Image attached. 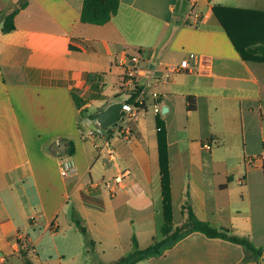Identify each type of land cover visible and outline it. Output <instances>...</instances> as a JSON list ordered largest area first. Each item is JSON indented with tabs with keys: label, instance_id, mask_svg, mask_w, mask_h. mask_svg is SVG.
<instances>
[{
	"label": "crops",
	"instance_id": "1",
	"mask_svg": "<svg viewBox=\"0 0 264 264\" xmlns=\"http://www.w3.org/2000/svg\"><path fill=\"white\" fill-rule=\"evenodd\" d=\"M21 2L0 0L3 264L89 258L88 247L102 245L92 235L112 231L107 247L115 252L122 210L132 200L150 203L136 213L159 229L157 115L166 128L173 228L186 221L187 205L198 220L263 252L193 232L134 264H264V61L242 60L212 12L221 6L264 14V0H119L104 25L80 21L83 0ZM16 9L15 29L3 33V18ZM136 54L145 69L143 104L112 136V162L83 135L116 126L102 125L101 117L127 100L124 72ZM183 60L187 70L170 71ZM65 160L74 176L61 175ZM115 165L128 176L110 195L104 185L121 172ZM90 191L103 210L83 203ZM109 209L111 225H87L89 215ZM157 231L147 233L148 246L160 240ZM55 236L62 239L46 240Z\"/></svg>",
	"mask_w": 264,
	"mask_h": 264
},
{
	"label": "trees",
	"instance_id": "2",
	"mask_svg": "<svg viewBox=\"0 0 264 264\" xmlns=\"http://www.w3.org/2000/svg\"><path fill=\"white\" fill-rule=\"evenodd\" d=\"M20 7L27 4V0H21ZM119 0H83L80 21L86 24L104 25L116 15L118 11ZM18 9L12 11L2 20V32L9 33L15 29L14 17ZM212 12L228 38L232 42L234 48L238 52L240 58L244 61H264V14L260 12L247 11L242 9L226 8L214 6ZM189 105L188 110H193L191 106L192 98H187ZM156 140L158 149V166L160 176V194H161V213L162 221L158 230L161 240L154 239L153 243L145 249H139L136 238H131L132 252L123 257L117 264H134L139 260L160 256L163 251L181 238L190 233L198 232L208 238H218L238 244L245 250L251 251L255 255L262 254V250H256L252 245L243 239H239L228 235V231L224 229H216L208 223L198 220L191 208L186 205V221L179 227L173 228L172 225V204L170 193V172L167 153L166 128L164 121L159 115L156 116ZM73 145L68 147V154H73ZM72 164L71 161L68 162ZM83 203L87 206L103 210V202L95 197V192L81 195ZM76 224L79 226L78 222ZM82 233L85 231L83 229ZM156 241V242H155ZM25 258V256H24ZM24 264H33L25 258Z\"/></svg>",
	"mask_w": 264,
	"mask_h": 264
},
{
	"label": "rangeland",
	"instance_id": "3",
	"mask_svg": "<svg viewBox=\"0 0 264 264\" xmlns=\"http://www.w3.org/2000/svg\"><path fill=\"white\" fill-rule=\"evenodd\" d=\"M105 129H108V127ZM117 148L119 147L116 146V149ZM115 166L116 167L119 166V168H121V171H122V167H120V165H115ZM130 204L132 208L128 206L129 208L128 210H125V211L122 210V217H121L122 220L119 221V228H118L119 231H118V236L116 239L118 243L116 244L115 252L113 249H111L110 251L109 250L110 248L107 247L111 243H113L112 240H109L110 239L109 235L110 234L113 235L114 233L112 231V232H109L105 237L103 233L100 236L92 235V240L100 241L102 242V245L100 246L97 243V246L95 248L88 247V250L90 251L88 255L89 258L88 257L84 258V256L78 258L77 260L66 258L60 263H52V264H117V263H114L113 260L116 262L122 259V257H125L129 253H131L132 246L129 243V239L132 238L133 236L135 237L136 235L140 236L139 237V249L146 248L149 244L147 233L149 231L154 232L155 230H159V229H156L157 220L155 224L153 218L139 216L138 215L139 213H136V211L139 212L141 210H145L148 208V206H150L149 205L150 203H148L147 200L145 199L141 201L132 200ZM112 214H113V211L111 209H109V212L107 214L102 213L100 211H96L92 213V215L88 216V220H86L87 225H90V224L97 225V226L98 225H102V226L111 225L112 222H110V219L112 217ZM118 217H120V214L118 215ZM75 233L77 237L79 238L80 236L83 235L79 227L77 228ZM158 238L161 240L160 237ZM61 239H62L61 236L59 237L55 236V237H48L46 240L51 241V242H57Z\"/></svg>",
	"mask_w": 264,
	"mask_h": 264
},
{
	"label": "built area",
	"instance_id": "4",
	"mask_svg": "<svg viewBox=\"0 0 264 264\" xmlns=\"http://www.w3.org/2000/svg\"><path fill=\"white\" fill-rule=\"evenodd\" d=\"M189 64L187 60H183L178 66L170 69L172 72H179L184 69H188ZM145 69L141 66V59L138 54L132 56L125 68L124 72V90L127 92V100L120 104L119 118L116 122V126H113L111 130L107 129H95L88 131L83 137L90 140L96 150L98 156L105 157L109 161H116V152L112 147V136L116 131L120 133L122 131V125L125 122L135 121L137 119L140 106L143 104L144 90L139 84V79L144 76ZM154 96V95H153ZM154 112L158 113L159 109L154 107ZM124 138L127 139L128 133L125 131ZM122 134V132H121ZM100 141V142H99ZM99 142V143H98ZM205 149H210L209 146H205ZM247 164H251L252 161L247 159ZM60 173L62 176H74L75 171L72 165L68 161H61ZM128 176L127 171H121L116 176L112 177L110 182L105 183L104 187L110 193L115 195L118 189L122 188L123 180ZM5 259L0 256V264H3Z\"/></svg>",
	"mask_w": 264,
	"mask_h": 264
},
{
	"label": "water",
	"instance_id": "5",
	"mask_svg": "<svg viewBox=\"0 0 264 264\" xmlns=\"http://www.w3.org/2000/svg\"><path fill=\"white\" fill-rule=\"evenodd\" d=\"M120 105H112L107 109L104 115L101 117V124L104 126H109L115 123L119 118ZM167 112V108H163L161 114L164 115Z\"/></svg>",
	"mask_w": 264,
	"mask_h": 264
}]
</instances>
